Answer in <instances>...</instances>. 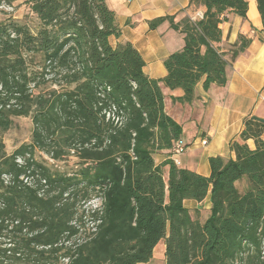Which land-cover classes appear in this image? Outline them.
I'll return each instance as SVG.
<instances>
[{"label":"trees","instance_id":"obj_1","mask_svg":"<svg viewBox=\"0 0 264 264\" xmlns=\"http://www.w3.org/2000/svg\"><path fill=\"white\" fill-rule=\"evenodd\" d=\"M16 1L0 0V264H140L162 240L166 264H264V122L247 118L230 145L235 157L211 156L203 175L171 158L183 127L163 92L183 89L173 101L191 104L199 82L228 84L251 39L223 47L221 24L232 13L247 18L248 1L192 0L203 17L151 20L184 34L162 78L145 73L130 41H113L122 28L107 0H27L33 26L4 16ZM15 117H32L34 129L9 153L2 133ZM39 152L75 155L79 167L54 169ZM162 153L170 157L157 163ZM93 192L101 204L83 235L78 206ZM209 194L200 221L185 200Z\"/></svg>","mask_w":264,"mask_h":264},{"label":"crops","instance_id":"obj_2","mask_svg":"<svg viewBox=\"0 0 264 264\" xmlns=\"http://www.w3.org/2000/svg\"><path fill=\"white\" fill-rule=\"evenodd\" d=\"M191 1L107 0L122 28L121 37L113 41H130L145 59L144 71L150 77L166 76L164 61L169 54L184 46V34L171 28L169 21L155 29L149 22L170 15L180 20L204 11V7L191 6ZM247 1V18L232 13L229 20L221 24L223 47L235 43L240 35L251 39L247 49L230 66L228 84L224 87L212 85L206 90L203 81L199 82L196 98L191 104L173 101V96L184 94L183 89L163 86L165 110L182 125V137L188 143L187 151L181 155L180 166L203 175L210 174L211 156L235 157L230 145L240 139L247 118L256 115L264 119V29L257 1ZM262 137L264 139V134ZM204 138L208 140L206 144L202 143ZM247 143L255 148L254 139H248ZM169 157L168 154H158L156 162L161 163ZM168 170L169 167L165 168V172ZM201 204L210 209V194L203 201L185 200L189 209H197Z\"/></svg>","mask_w":264,"mask_h":264},{"label":"rangeland","instance_id":"obj_3","mask_svg":"<svg viewBox=\"0 0 264 264\" xmlns=\"http://www.w3.org/2000/svg\"><path fill=\"white\" fill-rule=\"evenodd\" d=\"M27 0H17L12 6L4 5L3 10L5 11V17H11L14 20L23 23L29 24L30 26L36 25L38 20L36 16L32 13ZM34 129V122L32 117H15L14 123L9 130L2 133V138L6 144V149L9 153H12L19 145L25 142H30L32 138V132ZM43 156L49 165H52L54 169H58L62 172L72 174L75 170L78 169V157L68 156L62 160L51 159L47 154L39 152ZM168 166H165L167 168ZM164 168V170H165ZM166 174V173H165ZM101 204V198L96 193L91 194L90 199L86 201H80L78 206V217L81 215L83 227L81 232L83 235L89 232H92L95 228L91 221V213L93 209ZM191 213L195 215V218H199L200 221H204L208 214L209 210L205 207V204H201L199 207V212L196 209H191ZM164 240L160 241L157 245L156 250L154 251L153 257L149 262L141 264H166L165 254H164ZM66 260H64V263Z\"/></svg>","mask_w":264,"mask_h":264},{"label":"built area","instance_id":"obj_4","mask_svg":"<svg viewBox=\"0 0 264 264\" xmlns=\"http://www.w3.org/2000/svg\"><path fill=\"white\" fill-rule=\"evenodd\" d=\"M195 18L203 17V12L198 11L196 12ZM208 142L207 138L202 139V143L206 144ZM188 149V143L185 141L183 137L177 139L174 142L173 149L171 152V158L175 164L181 165V155H183Z\"/></svg>","mask_w":264,"mask_h":264},{"label":"water","instance_id":"obj_5","mask_svg":"<svg viewBox=\"0 0 264 264\" xmlns=\"http://www.w3.org/2000/svg\"><path fill=\"white\" fill-rule=\"evenodd\" d=\"M255 119H258V120H260V121H263L264 122V119L263 118H261V117H259V116H253Z\"/></svg>","mask_w":264,"mask_h":264}]
</instances>
